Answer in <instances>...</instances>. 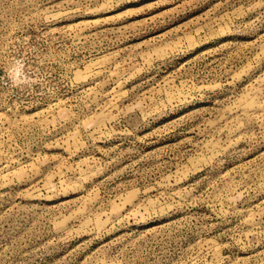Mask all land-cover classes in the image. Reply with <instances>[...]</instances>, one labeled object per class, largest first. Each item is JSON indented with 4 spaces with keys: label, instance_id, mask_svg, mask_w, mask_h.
I'll use <instances>...</instances> for the list:
<instances>
[{
    "label": "rangeland",
    "instance_id": "374dc122",
    "mask_svg": "<svg viewBox=\"0 0 264 264\" xmlns=\"http://www.w3.org/2000/svg\"><path fill=\"white\" fill-rule=\"evenodd\" d=\"M0 264H264V0H0Z\"/></svg>",
    "mask_w": 264,
    "mask_h": 264
}]
</instances>
